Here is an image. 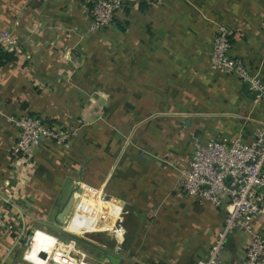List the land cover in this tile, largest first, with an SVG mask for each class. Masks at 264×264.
I'll return each mask as SVG.
<instances>
[{
	"label": "crops",
	"instance_id": "1",
	"mask_svg": "<svg viewBox=\"0 0 264 264\" xmlns=\"http://www.w3.org/2000/svg\"><path fill=\"white\" fill-rule=\"evenodd\" d=\"M86 8L85 0H0V34L15 41L5 48L15 59L0 65V264H21L34 230L33 255L47 239L83 250L67 238L110 229L120 206L102 222L77 192L86 186L126 210L121 257L106 259L109 240L91 238L100 247L86 252L100 264H194L207 257L225 209L177 191L193 141L250 142L264 127V100L212 68L208 48L226 24L230 53L264 81V0H124L116 28L97 31ZM24 113L73 130L70 144L45 141L34 164L14 158L13 121ZM78 197L85 214L69 218ZM254 227L264 238V214ZM245 241L231 235L220 264H242Z\"/></svg>",
	"mask_w": 264,
	"mask_h": 264
},
{
	"label": "built area",
	"instance_id": "2",
	"mask_svg": "<svg viewBox=\"0 0 264 264\" xmlns=\"http://www.w3.org/2000/svg\"><path fill=\"white\" fill-rule=\"evenodd\" d=\"M85 2L92 30L114 25L118 12L124 7V0ZM230 37L231 30L227 25L217 26L207 52L209 64L214 69L233 74L239 82L248 86L254 94V101L259 103L264 100V81L259 73H252L241 58L230 53ZM14 43L8 32L0 34V45L4 48L13 49ZM13 122L17 133L11 153L14 158L21 156L26 161L45 141L67 146L74 135L73 130L49 123L31 113L21 114ZM82 188L79 195H96L93 188ZM177 191L188 199L206 202L213 207L224 205L225 209L221 230L208 248L207 257L198 259L194 264H220L228 238L236 231L246 235L242 264H264V238L254 227V221L264 214V127L253 130L250 142L239 137L210 138L204 142L195 139L189 166L182 173ZM100 197L104 200L102 205L120 206L110 229L102 230L115 241V248L119 251L126 235L123 226L126 210L121 202ZM37 232L34 230L25 238L21 264H92L84 250L67 249L57 238V241L47 239V244L38 243L37 252L33 255L32 243L37 242Z\"/></svg>",
	"mask_w": 264,
	"mask_h": 264
},
{
	"label": "rangeland",
	"instance_id": "3",
	"mask_svg": "<svg viewBox=\"0 0 264 264\" xmlns=\"http://www.w3.org/2000/svg\"><path fill=\"white\" fill-rule=\"evenodd\" d=\"M116 25H117V23H115L114 25H110V26H108V27H106V28H110V27H113V28H116ZM220 25V24H219ZM223 25H226V24H223ZM104 29V28H103ZM98 30H100V29H98ZM217 30V29H216ZM93 31H97V30H93ZM79 120V119H78ZM80 121V120H79ZM13 147V146H12ZM12 149V148H11ZM19 157H21V156H19ZM22 158V157H21ZM34 155L32 156V158L28 161L27 160V162L28 163H30V164H34L35 163V161H34ZM90 186V185H89ZM91 188H93L94 189V191L96 192V195L95 196H92V194H89L90 195V198H91V202H92V204H93V210H94V212H95V215L97 216V218H100L101 220H102V222H104V223H106L108 220H110V217L108 216V206L107 205H102V201H104V200H102L101 199V193L99 192V190L97 189V188H95V187H92V186H90ZM82 189L83 188H81V189H79L77 192L78 193H81V191H82ZM104 198V197H103ZM112 201H114L113 199H112ZM79 197L75 200V202L73 203V205H72V212H71V215L69 216V218H71L73 215H75V214H77V213H81V214H85L84 212H81L80 210H77L78 208V204H79ZM99 203L101 204V205H99ZM102 208H103V210H102ZM124 209V208H123ZM67 223H65L64 224V228H65V231H68L67 230ZM69 232V231H68ZM71 233V232H70ZM26 234V233H25ZM28 234H29V232H28ZM72 234V233H71ZM62 239H65V238H63V237H61ZM91 238H95V239H98V240H100V239H104V240H106V239H110L111 240V243H112V246L110 247V248H112L113 249V251L111 250V251H109L107 248H104L103 250H105L106 252H104V254H105V258L107 259V258H109L111 255H112V257H121V256H119L118 255V253L117 252H119L118 250H116V248H115V241L114 240H112L111 238H109L108 236H106L105 235V232H103L102 230H98V231H94V232H92V233H86V234H83L82 236L81 235H79V234H72V236L71 237H69V238H67V239H76L77 241H89V242H92V240H91ZM67 239H65V240H67ZM80 243V242H79ZM92 243H94V242H92ZM95 245H97V246H99L100 247V245H98L97 243H94ZM79 246V245H78ZM84 250V249H83ZM86 251V250H85ZM109 251V252H108ZM88 258H89V260H90V262H92V264H100L98 261H97V259H95V258H92L91 256H89L88 255ZM110 259V258H109Z\"/></svg>",
	"mask_w": 264,
	"mask_h": 264
},
{
	"label": "trees",
	"instance_id": "4",
	"mask_svg": "<svg viewBox=\"0 0 264 264\" xmlns=\"http://www.w3.org/2000/svg\"><path fill=\"white\" fill-rule=\"evenodd\" d=\"M15 59V56L14 54L12 53V51H8L6 50L2 45H0V65H4L5 63L9 62V61H12ZM71 237V236H70ZM73 241H75V243L79 246H81L84 251L89 249V248H93L94 250H96L95 247H93L92 245L98 247L97 245H95L94 243L92 242H89V241H77L76 239H72ZM109 240V244L110 247L112 246V243H111V240L110 239H107ZM80 242V243H79ZM98 249V248H97ZM101 251V250H100ZM86 252V251H85ZM87 253V252H86ZM88 254V253H87Z\"/></svg>",
	"mask_w": 264,
	"mask_h": 264
},
{
	"label": "water",
	"instance_id": "5",
	"mask_svg": "<svg viewBox=\"0 0 264 264\" xmlns=\"http://www.w3.org/2000/svg\"><path fill=\"white\" fill-rule=\"evenodd\" d=\"M229 178V177H228Z\"/></svg>",
	"mask_w": 264,
	"mask_h": 264
}]
</instances>
